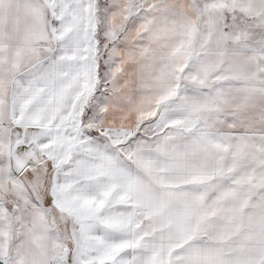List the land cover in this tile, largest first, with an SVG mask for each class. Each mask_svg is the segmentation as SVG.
Wrapping results in <instances>:
<instances>
[{"label": "snow or ice", "instance_id": "1", "mask_svg": "<svg viewBox=\"0 0 264 264\" xmlns=\"http://www.w3.org/2000/svg\"><path fill=\"white\" fill-rule=\"evenodd\" d=\"M0 264H264V0H0Z\"/></svg>", "mask_w": 264, "mask_h": 264}]
</instances>
